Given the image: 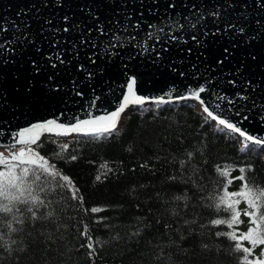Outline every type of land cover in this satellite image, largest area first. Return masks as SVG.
I'll return each mask as SVG.
<instances>
[{
  "label": "trees",
  "instance_id": "obj_1",
  "mask_svg": "<svg viewBox=\"0 0 264 264\" xmlns=\"http://www.w3.org/2000/svg\"><path fill=\"white\" fill-rule=\"evenodd\" d=\"M218 128L196 103H165L129 111L115 133L99 140L80 135L42 138L39 151L74 181L83 205L64 192L59 231L37 222L5 236L10 249L0 247V264H238L240 253L231 251L233 242L213 235L228 229L209 224L228 214L216 212L201 198L222 188L217 165L236 168L233 177L240 175L239 167L251 165L246 177L264 184V146L249 142L248 151L241 152L242 138ZM64 143L68 150L57 156ZM72 155L77 159L71 160ZM173 176L175 180L169 179ZM240 187L241 181L235 180L228 191ZM185 194L189 201L175 199ZM92 207L107 210L84 211ZM100 217L105 219L97 223ZM241 219L240 230L246 231L248 218ZM83 224L103 245L92 259L80 247L86 243L79 235ZM137 231L139 235H132Z\"/></svg>",
  "mask_w": 264,
  "mask_h": 264
},
{
  "label": "water",
  "instance_id": "obj_2",
  "mask_svg": "<svg viewBox=\"0 0 264 264\" xmlns=\"http://www.w3.org/2000/svg\"><path fill=\"white\" fill-rule=\"evenodd\" d=\"M46 2L47 0H0V24L8 28L6 33L0 34V42H3L5 37L11 40L14 36L26 34L35 40L40 49L37 52L27 41L23 46L13 45L17 47V52L9 54L10 62L7 65H0V92L4 97L0 100V145H7L11 142L12 133L33 123L57 119L68 124L74 122V117L85 119L89 118V113L101 116L115 110L126 93L124 86L130 77L136 78L135 91L142 97L155 99L168 93L165 99L171 103L186 100L197 102L193 99H174L177 95L186 94L189 87L195 88L205 83V79H197V75L205 78L211 76L213 83L207 84L206 87L230 97L237 91L244 92L245 83L250 79L254 88L249 86L244 94L251 97V100L243 106L238 102L235 108L222 103L221 108L224 111L213 110L214 114L238 123L249 134L264 140V40H257L252 47H248V37L258 27L257 19L261 21L260 31L264 32V0H246V7H236L235 10L228 7L234 0H67L62 9L51 5L45 7ZM61 2L64 3V0ZM169 3H174L176 7L169 8ZM192 4H195L198 10L219 8L222 16L232 22H237L238 16L245 18L240 19L238 23L244 24L248 36L232 35L230 32L228 36H221L214 43L210 35L205 37L200 31L196 33L199 39L209 45V53L212 56L229 39L237 42L230 62H226L223 68H216L215 72L205 73L203 64H197L194 69L192 65L196 63L195 54L189 56L185 51H181L194 45L189 32H174L177 36H183V40L170 41L165 37L159 43L155 40L148 41L147 50L135 46L151 30L148 28L149 24H160L177 13L187 15ZM85 6L95 9L101 23L114 22L117 19L121 23H139V30L130 29L128 33L136 35L137 40L126 43L122 48L113 49L111 55L104 54L105 50L99 40L106 38L96 39L98 34L94 28L95 22L87 18L88 9ZM65 12L77 21L93 27L91 36L85 30L84 44L80 43L79 31L61 32L55 37L47 31L39 33L40 25L48 18H51L55 25H62ZM128 16L131 20L125 21ZM224 22L221 21V29ZM206 23L209 30H214L211 17ZM16 26L19 31H16ZM110 26L115 28L114 23ZM73 42L76 44L75 49ZM92 43H96V48L91 46ZM58 51L66 61L63 65L55 59ZM248 53H255L257 59L253 61ZM12 55H15V60H11ZM49 56L53 57L50 62L47 61ZM89 57L95 59L96 64H92ZM33 60L38 61L40 65L38 72L30 63ZM242 60L246 71L238 80L243 82H238L236 87L228 85L225 82L230 78L228 74L231 72L236 76L235 69L240 66ZM52 63L57 66L53 68ZM89 71L94 75L89 76ZM181 72L184 73L183 76L180 75ZM29 87L30 92L27 91ZM77 92L82 95H77ZM202 98L211 104L210 93L202 94ZM93 100L94 108L91 107ZM140 106H129L121 114L119 123L129 110L138 109ZM229 108L231 110H228ZM237 109L241 113L239 117L236 116ZM245 115L247 120L242 119Z\"/></svg>",
  "mask_w": 264,
  "mask_h": 264
},
{
  "label": "snow or ice",
  "instance_id": "obj_3",
  "mask_svg": "<svg viewBox=\"0 0 264 264\" xmlns=\"http://www.w3.org/2000/svg\"><path fill=\"white\" fill-rule=\"evenodd\" d=\"M64 3L61 0H47L45 7L49 5L55 7L59 6L61 9L64 7ZM103 2V0H101ZM107 6V5H105ZM247 6L246 0H234V3L228 5L229 8L235 10L236 7L244 8ZM87 11V18L92 19L94 23L95 31L97 32L96 39L104 37L106 39L99 40L103 46L104 54L111 55L112 50L118 47L122 48L126 43H131L137 40L136 35L128 34L130 29L139 30V23L129 24L127 22L121 23L118 19L116 21H108L105 23L100 22V16L97 15L95 9L90 6H85ZM169 8H175L174 3L168 4ZM187 7V5H185ZM84 9H82V13ZM212 18V24L214 30L208 29L207 19ZM240 19H245L243 16L237 17V22L227 20L222 16L219 8L212 10H198L195 4L191 5L187 15L177 13L175 16H169L166 21H161L160 24H149L148 28L151 29L146 33V37L135 46L144 48L147 50V42L155 40L159 43L165 37L170 41L183 40V36H177L174 32H189L190 38L194 41L193 46H189L185 51L189 56L195 54L196 63L192 65L194 69L197 68V64H203L205 73L215 72L216 68H223L226 62H230L234 52L237 48L236 40L229 39L228 42L219 47L217 53L212 56L209 53V45L205 41L201 40L197 36V32H202L205 37L211 36L212 42H217L221 36H228L231 32L232 35L248 36L244 24L238 23ZM131 17H125V21H130ZM62 25H55L51 18L46 19L39 29V33L47 31L52 37H55L57 33H69L79 31L80 43H85L84 32L85 30L91 36L93 27L87 25L85 22L77 21L69 13L65 12L62 16ZM183 21V22H181ZM221 21H225L223 29H221ZM114 23L115 28L110 25ZM257 29L248 37V47L257 40H264V32L260 31L261 21L256 20ZM8 28L4 24H0V34L6 33ZM16 31H19L16 26ZM125 34V35H122ZM39 38V36H38ZM46 38V37H45ZM27 41L28 45L35 47L36 51L40 49L36 46L35 40L31 39L28 35L14 36L9 40L6 37L3 42H0V65H7L10 61L8 56L10 53H16L17 47L23 46ZM67 42V41H66ZM60 43V41H56ZM187 44V41L184 40ZM16 45L17 47H13ZM55 46V45H53ZM93 48H96V43H92ZM73 48H76L75 42H73ZM195 49V52H194ZM167 51V49H164ZM23 55V53H19ZM95 55V54H94ZM250 58L255 61L257 59L255 53H248ZM52 56L47 58V61H51ZM55 59L59 64H65L62 53L59 51L55 54ZM92 64H96V60L89 57ZM11 60H15V55L11 56ZM210 61V62H209ZM32 67L38 72L40 65L38 61H30ZM55 68L57 65L52 63ZM215 66V67H214ZM175 70V69H174ZM102 71V69H101ZM246 71V65L244 61H240V66L235 69L236 76H233L230 72L226 79V83L233 87H236L239 81L238 77L244 76ZM89 76H93L94 73L89 71ZM184 75L183 72L180 73ZM197 79L204 78L205 83L199 84L195 88L189 87L186 94L177 95L175 100H196L201 106V110L206 114V118L214 121L220 127L217 131L224 133L225 130L230 133L238 134L242 138L241 143L243 147L239 150L241 152H247L249 149V142L255 145L264 146V140H261L252 134H249L246 130L242 129L238 123H234L231 120L223 117L222 115L214 114V110L224 111L221 108L222 103H226L235 108L239 102L241 106L252 98L244 94L249 86L254 88L253 82L248 79L245 83L244 92L237 91L233 97L221 92H215L206 87L207 84H212L213 79L211 76L201 77L196 76ZM52 77H49L51 80ZM137 81L135 77H130L126 88V93L122 96L121 102L118 104L115 110L107 112L105 115L94 116L89 113V118L81 119L74 117L72 123H62L57 119H48L42 122L31 124L29 127L23 128L17 132L12 133L11 142L7 145H0V147L6 148L8 155H5L3 151H0V247H4L6 250L10 249V245L7 244L5 236L11 237L13 234L22 232L28 225H33L37 222H47L56 227L57 231L63 225L60 221L61 201L65 199L64 192L69 193L71 200L76 201L77 205H83V196L79 195L78 188L75 187L74 181L64 174L62 170L57 169L56 165L50 161L45 155H43L39 148L43 145L40 143L44 137H60L69 136L71 134H77L83 137H89L93 140H99L106 135L115 133L117 130L121 114L132 105H143L145 103L165 104L170 101L165 99L168 93L152 99L138 95L135 91V85ZM31 91V87L27 89ZM174 92L175 89H172ZM210 93L211 104L206 103L202 98V94ZM77 95H82L81 92H77ZM4 97L0 92V100ZM255 106V101H253ZM91 107H95V100H93ZM229 108L228 110H231ZM214 109V110H213ZM241 113L237 109L236 116H240ZM243 120H247L245 115ZM53 144L55 140L51 141ZM35 146V147H34ZM69 145L67 143L59 145V151L55 154L59 156L61 152L67 151ZM193 154L188 153L189 158ZM71 160H76L77 157L72 155ZM183 165V161L180 162ZM142 167L144 165H141ZM103 167H107L104 165ZM236 168L232 166L217 165L214 171L222 179L223 184L218 194H213L209 197H202L201 199H208V207L213 208L216 212L223 211L228 215L224 218H214L209 221V224L213 227L225 226L228 231H216L213 235L216 238L226 237L232 243L231 251L233 253H240L237 257L238 264H264V184H259L255 181L250 182L246 177V172L251 170V165L239 167L240 175L233 177L232 171ZM97 181L101 179L100 175L95 177ZM169 179L175 180L176 177H170ZM235 180L241 181V187L237 191L229 192L228 188L234 183ZM176 200L189 201V196L182 195L176 196ZM241 203L245 204V208L241 209ZM188 205L186 204L185 207ZM107 209L101 207H92L84 209V211H90L91 213H100ZM173 215H178V212L173 209ZM241 216L248 218V228L246 231L240 230V225L244 223ZM104 217L98 218L96 221L100 223L104 220ZM193 220L191 223H195ZM81 223H83L81 221ZM185 224L190 223L188 220L184 221ZM170 225H165V229ZM204 227V225H201ZM80 237L86 240V243L80 245L81 248H87V255L89 259H92L97 255V247H102V243L98 238H94L90 234V229L87 224H83L82 230L79 231ZM132 235H139V232H134ZM246 242V243H245ZM14 239L11 240V244H15ZM208 247L207 244L204 245ZM257 248H260L259 255L255 254Z\"/></svg>",
  "mask_w": 264,
  "mask_h": 264
},
{
  "label": "rangeland",
  "instance_id": "obj_4",
  "mask_svg": "<svg viewBox=\"0 0 264 264\" xmlns=\"http://www.w3.org/2000/svg\"><path fill=\"white\" fill-rule=\"evenodd\" d=\"M5 155H8V153L6 151H3Z\"/></svg>",
  "mask_w": 264,
  "mask_h": 264
},
{
  "label": "bare ground",
  "instance_id": "obj_5",
  "mask_svg": "<svg viewBox=\"0 0 264 264\" xmlns=\"http://www.w3.org/2000/svg\"><path fill=\"white\" fill-rule=\"evenodd\" d=\"M71 207V206H70Z\"/></svg>",
  "mask_w": 264,
  "mask_h": 264
}]
</instances>
